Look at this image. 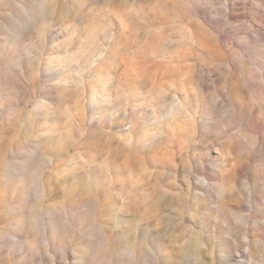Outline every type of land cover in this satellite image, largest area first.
<instances>
[{
  "label": "rangeland",
  "instance_id": "rangeland-1",
  "mask_svg": "<svg viewBox=\"0 0 264 264\" xmlns=\"http://www.w3.org/2000/svg\"><path fill=\"white\" fill-rule=\"evenodd\" d=\"M0 264H264V0H0Z\"/></svg>",
  "mask_w": 264,
  "mask_h": 264
}]
</instances>
